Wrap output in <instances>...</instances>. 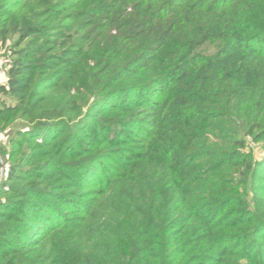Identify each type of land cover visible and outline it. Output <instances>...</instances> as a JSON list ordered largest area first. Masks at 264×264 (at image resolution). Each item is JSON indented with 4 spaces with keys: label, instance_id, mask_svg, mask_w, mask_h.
<instances>
[{
    "label": "trees",
    "instance_id": "16d2710c",
    "mask_svg": "<svg viewBox=\"0 0 264 264\" xmlns=\"http://www.w3.org/2000/svg\"><path fill=\"white\" fill-rule=\"evenodd\" d=\"M3 49L0 264H264V0H0Z\"/></svg>",
    "mask_w": 264,
    "mask_h": 264
},
{
    "label": "rangeland",
    "instance_id": "374dc122",
    "mask_svg": "<svg viewBox=\"0 0 264 264\" xmlns=\"http://www.w3.org/2000/svg\"><path fill=\"white\" fill-rule=\"evenodd\" d=\"M8 44H11V42H9ZM212 51V47H209L208 51ZM2 55H5V56H9L11 57V55L5 50H1L0 52V56ZM8 68L7 67H4L2 70H0V82L4 83L6 81V69ZM7 100H9V98H6ZM10 128V126H9ZM8 128V129H9ZM26 129H23L22 131L24 132ZM8 131V130H7ZM25 133V132H24ZM11 135L12 134H9V131L5 137V141H1L0 142V188H2V183L6 180V173H7V168H8V163L7 161L5 160L7 157L3 154V150L2 149H6L7 151L9 150V147H10V144H9V141H10V138H11ZM40 140V138H39ZM24 148V147H23ZM256 150H257V157L260 158V157H263L264 156V151H260L259 148H257L255 146ZM3 163V164H2ZM5 195H2L0 196V200L4 198Z\"/></svg>",
    "mask_w": 264,
    "mask_h": 264
},
{
    "label": "built area",
    "instance_id": "2783aa9c",
    "mask_svg": "<svg viewBox=\"0 0 264 264\" xmlns=\"http://www.w3.org/2000/svg\"><path fill=\"white\" fill-rule=\"evenodd\" d=\"M10 62H11V58L9 56L8 57L5 55L0 56V70H2L4 67L9 66ZM7 133H8L7 130H0V142L5 141V137Z\"/></svg>",
    "mask_w": 264,
    "mask_h": 264
}]
</instances>
